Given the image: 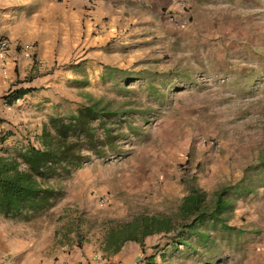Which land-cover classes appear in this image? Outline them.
Wrapping results in <instances>:
<instances>
[{
  "label": "rangeland",
  "instance_id": "374dc122",
  "mask_svg": "<svg viewBox=\"0 0 264 264\" xmlns=\"http://www.w3.org/2000/svg\"><path fill=\"white\" fill-rule=\"evenodd\" d=\"M188 17L184 29L155 19L101 43L51 46L42 61L63 102L53 117L89 96L137 112L126 116L135 133L122 123L116 151L53 184V205L19 222L103 261L129 242L114 236L134 217L172 212L191 186L210 196L242 182L250 193L232 198L233 231L207 230L203 247L191 235L190 249L160 234L131 243L144 264H264V0H191Z\"/></svg>",
  "mask_w": 264,
  "mask_h": 264
},
{
  "label": "crops",
  "instance_id": "0c3cea01",
  "mask_svg": "<svg viewBox=\"0 0 264 264\" xmlns=\"http://www.w3.org/2000/svg\"><path fill=\"white\" fill-rule=\"evenodd\" d=\"M169 9V0H0V38L11 43L0 57V153L8 144L33 143L46 120L63 107L59 95L51 96L57 75L42 61L53 55L51 46L57 40L101 43L134 27L153 28L155 19L166 22L163 13ZM16 45H30L32 57L23 58ZM18 89L32 91L6 104L3 97ZM28 223L0 218V264H144L134 243L123 244L100 261L89 247L65 252L54 245V230L34 233Z\"/></svg>",
  "mask_w": 264,
  "mask_h": 264
},
{
  "label": "trees",
  "instance_id": "16d2710c",
  "mask_svg": "<svg viewBox=\"0 0 264 264\" xmlns=\"http://www.w3.org/2000/svg\"><path fill=\"white\" fill-rule=\"evenodd\" d=\"M30 91L13 90L3 99L11 104ZM129 113L137 112H119L111 108V101L88 96L87 103L71 114L49 117L33 143L4 149L0 153V218L29 222L47 211L61 194L53 184L69 178L91 157L102 158L116 151L118 140L123 136L119 132L122 123L135 133V128L127 122ZM241 183L221 187L210 196L191 186L172 212L134 217L121 226L114 237L116 240L121 237L118 243L129 241L142 247L143 238L160 234L172 236L173 247L180 245L190 249V236L193 235L195 242L203 247L208 240L207 230L233 231L226 224L232 198L250 193ZM119 244H114L111 253L118 250ZM145 260L146 264H151L152 258Z\"/></svg>",
  "mask_w": 264,
  "mask_h": 264
},
{
  "label": "built area",
  "instance_id": "2783aa9c",
  "mask_svg": "<svg viewBox=\"0 0 264 264\" xmlns=\"http://www.w3.org/2000/svg\"><path fill=\"white\" fill-rule=\"evenodd\" d=\"M191 0H169L170 9L164 11L166 22L175 29H184L190 25L188 13ZM11 43L4 38H0V57L5 56L10 48ZM20 47L16 45V49ZM23 58L30 59L32 57V48L30 45L20 47ZM213 143H209L212 145ZM99 203H104V200H99Z\"/></svg>",
  "mask_w": 264,
  "mask_h": 264
}]
</instances>
